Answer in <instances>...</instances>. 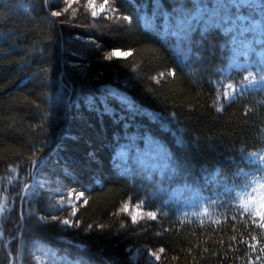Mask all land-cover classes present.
<instances>
[{
	"label": "trees",
	"instance_id": "16d2710c",
	"mask_svg": "<svg viewBox=\"0 0 264 264\" xmlns=\"http://www.w3.org/2000/svg\"><path fill=\"white\" fill-rule=\"evenodd\" d=\"M93 2L104 0H0V264H37L39 256L44 264H264V229L252 223L253 213L185 222L159 206L163 196L143 206L155 219L143 215L132 223L122 211L126 202L145 201L152 181L207 191L220 180L234 193L258 181L254 170L264 172L249 161L264 150V86L233 99L218 88L230 32L218 20L201 31L178 0H108L115 11L97 17ZM183 2L212 24L226 0ZM243 5L235 14L223 10L225 19L256 10ZM57 11L61 16L52 15ZM110 25L119 32L103 35L100 29ZM181 31L187 59L171 44ZM114 49L132 54L107 59ZM107 85L158 118L101 119L86 107L87 97ZM152 144L167 152L159 176L146 174L134 155ZM71 191L83 192L88 203L54 205ZM52 215L79 226L61 225ZM138 247L160 259H132Z\"/></svg>",
	"mask_w": 264,
	"mask_h": 264
},
{
	"label": "rangeland",
	"instance_id": "374dc122",
	"mask_svg": "<svg viewBox=\"0 0 264 264\" xmlns=\"http://www.w3.org/2000/svg\"><path fill=\"white\" fill-rule=\"evenodd\" d=\"M232 1L235 2V0ZM240 2L256 10L250 15L240 14L232 18L231 24H223L224 29L230 32L229 55L226 66L221 69L223 76L220 79L218 88L223 97L225 91L229 92L227 99L235 98L245 88L260 90L264 86V3L261 0H240ZM103 3L93 2L95 9L92 6L91 12L92 10L99 12L100 6ZM105 7L107 8V5ZM105 13H108V11ZM117 27L118 25H110L100 30L103 31V35L115 36L119 32V28ZM167 34V31H164V35L167 36ZM183 36V31L179 32L176 37L178 43L171 44L182 59H187L190 56L189 48L184 51L180 43V38ZM82 40L87 41L85 38ZM232 71H241L244 74L240 79H233L229 77ZM134 76L141 77L142 70L134 73ZM227 85H231L232 88L228 89ZM107 86L117 88L112 85ZM119 90L124 92L121 89ZM118 154L122 159H126L127 150L120 149ZM134 155L139 165L148 175H161L168 163L167 152L160 144H152L145 148L137 149ZM249 161L255 167H264V150L261 149L251 153ZM252 174L258 181H254L250 189H245L239 185L240 190H234V193L228 191L234 187L225 189L220 180H215V185L211 186L207 191L190 185H176L172 187L168 186V183L152 181L153 186L149 188L147 199L139 204L126 202L123 209L127 206L128 210L123 211L122 209V211L127 214L129 213L130 216L136 215L137 218H140L150 212H147L143 206L149 204L154 198L163 196V205L160 204L159 206H162L166 210H173L185 222L219 221L226 217L227 214L232 213H236L241 218L244 212L241 202L252 200V197H255L252 200V206L258 210H264L260 208V205L264 204V172L254 170ZM78 193L80 192L71 191L68 195L59 197L54 202V205L59 207L61 206L60 202L63 201L64 205L75 207L83 200V197L76 200ZM153 252L159 255V252L152 250L145 251L144 253L138 247L133 250L132 259H145L147 262L153 263L157 261L152 255ZM37 264H44L41 256L37 259Z\"/></svg>",
	"mask_w": 264,
	"mask_h": 264
},
{
	"label": "snow or ice",
	"instance_id": "6c2138e0",
	"mask_svg": "<svg viewBox=\"0 0 264 264\" xmlns=\"http://www.w3.org/2000/svg\"><path fill=\"white\" fill-rule=\"evenodd\" d=\"M91 2V0H90ZM106 5H108V0H104V3L100 6L99 12H97L96 10H92L91 15L92 17H96L97 15L101 14V13H105L107 11H115L114 8H112L111 6L109 7H105ZM93 9H95V5L93 4ZM178 6L186 12L187 14V19L193 21L194 23H198V24H202L203 27L200 29L201 31L206 32L207 29L209 27H213L216 24V21L218 20L220 24H231L232 22V16H229L227 19H225L224 14H223V10L225 9H231L232 13L235 14L239 11V9L243 8L244 5L240 2V0H235V2H232V0H226V3L221 5V15L219 17H213L210 18L212 19L213 23L212 24H208L207 21H205L203 19V17H198L194 14L193 10H190L188 8H185L184 6V2L183 0H178ZM204 5L202 4H197L195 5V11H203L204 9ZM68 8L66 7L64 9V12H67ZM61 12L57 11V12H53L52 15L59 17L61 16ZM121 17H117V19H120ZM125 20H131V17H122ZM189 31H191V25L189 26ZM132 53L130 51L124 52V51H120L118 49H114L112 52H110L108 54V56L106 57L107 59L111 60L112 58H126L128 56H130ZM228 89H231L232 86L231 85H227L226 86ZM224 97L227 99L229 97V92L225 91L224 92ZM113 101H115L116 103L119 104L120 109L119 111L117 110L116 107L113 106ZM86 107L90 110V111H94L96 112V114L98 115V117H100L101 119L103 118L104 115H108L110 118L113 119L114 123H120V116L121 113H127L128 115H148L149 118H158L156 116L155 113H148L145 111V109L143 107H141L132 97H130L127 93H124L122 91H120L117 88L111 87V86H103L101 88H99L97 90L96 94H92L89 95L87 97V104ZM219 110V109H218ZM128 116L125 115L124 116V120L127 121ZM94 156V154H92ZM119 162H117L118 164ZM84 196V193H78L76 200H79L80 198H82ZM255 197H252V200H254ZM6 200V198H5ZM252 200L249 201H242L241 202V207L243 208V211L245 213H253V219H252V223L254 225H256L257 227H259L260 229H264V210H258L255 207L252 206ZM88 201L85 199L83 200V204H87ZM61 208L64 207V202L61 201L60 202ZM261 209H264V204L260 205ZM127 206L125 207V209H123V211H127ZM139 210V209H138ZM5 211V204L4 203H0V214H3ZM71 215L73 217L76 216V211H72ZM149 218L155 219L156 218V213L155 212H148L146 214ZM259 218V220H257L256 218ZM141 219H143L144 217L141 216ZM41 220H46V217H40ZM233 219H235V217H233ZM52 220L56 221V220H60V218L57 215H52ZM131 221L132 223H137V216L136 215H132L131 216ZM219 222V221H218ZM60 224L61 225H66L68 227H78L79 226V221L77 220L75 222V224H73L72 220L70 219H63L60 220ZM99 227H103V225H100ZM89 228H91V225H89ZM233 239H235V237H233ZM253 239L255 240V237H253ZM257 243H259V241H257ZM251 249L252 251H256V244H252L251 245ZM161 253L164 252V249L161 248L159 250ZM261 252H264V247H262L260 249ZM152 255L155 257V259L159 260L160 257L159 255H157L155 252L152 253ZM257 260L260 259V257H256Z\"/></svg>",
	"mask_w": 264,
	"mask_h": 264
},
{
	"label": "bare ground",
	"instance_id": "6f19581e",
	"mask_svg": "<svg viewBox=\"0 0 264 264\" xmlns=\"http://www.w3.org/2000/svg\"><path fill=\"white\" fill-rule=\"evenodd\" d=\"M177 217V216H176Z\"/></svg>",
	"mask_w": 264,
	"mask_h": 264
}]
</instances>
